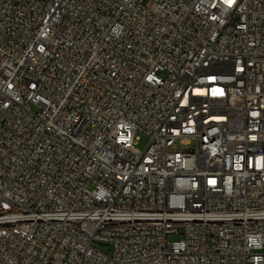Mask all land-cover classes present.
<instances>
[{
	"label": "built area",
	"instance_id": "obj_1",
	"mask_svg": "<svg viewBox=\"0 0 264 264\" xmlns=\"http://www.w3.org/2000/svg\"><path fill=\"white\" fill-rule=\"evenodd\" d=\"M0 264H264V0H0Z\"/></svg>",
	"mask_w": 264,
	"mask_h": 264
},
{
	"label": "rangeland",
	"instance_id": "obj_2",
	"mask_svg": "<svg viewBox=\"0 0 264 264\" xmlns=\"http://www.w3.org/2000/svg\"><path fill=\"white\" fill-rule=\"evenodd\" d=\"M137 136H138V140L136 142V145L134 146V149L137 152H141L147 145L149 141V137L143 132H139ZM94 246L103 252H108V249H109V244H105V243L96 242L94 243Z\"/></svg>",
	"mask_w": 264,
	"mask_h": 264
},
{
	"label": "snow or ice",
	"instance_id": "obj_3",
	"mask_svg": "<svg viewBox=\"0 0 264 264\" xmlns=\"http://www.w3.org/2000/svg\"><path fill=\"white\" fill-rule=\"evenodd\" d=\"M227 2H228L229 4H231V0H227Z\"/></svg>",
	"mask_w": 264,
	"mask_h": 264
}]
</instances>
